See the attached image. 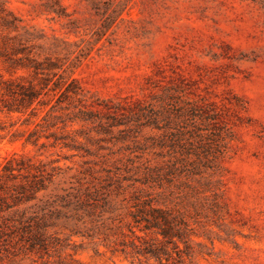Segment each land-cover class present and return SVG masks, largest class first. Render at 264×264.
Instances as JSON below:
<instances>
[{
	"label": "rangeland",
	"instance_id": "obj_1",
	"mask_svg": "<svg viewBox=\"0 0 264 264\" xmlns=\"http://www.w3.org/2000/svg\"><path fill=\"white\" fill-rule=\"evenodd\" d=\"M9 161L51 177L22 264H264V0H0Z\"/></svg>",
	"mask_w": 264,
	"mask_h": 264
},
{
	"label": "trees",
	"instance_id": "obj_2",
	"mask_svg": "<svg viewBox=\"0 0 264 264\" xmlns=\"http://www.w3.org/2000/svg\"><path fill=\"white\" fill-rule=\"evenodd\" d=\"M74 83L75 81L72 80L71 84ZM55 88L58 87L55 86ZM29 90L33 89L30 88ZM71 90L66 89V92ZM26 97L28 102H32L35 94L30 92ZM2 105V108L9 113L21 112V109L14 105H5L4 103ZM79 113L85 114L83 111ZM26 142L30 143V141ZM31 144H34V142H31ZM50 178L44 174L43 169L33 167L31 164L26 167H19V165L14 166L9 161L1 169L0 192L12 189L14 193L10 195L12 201H5L6 197L0 193V264H22L23 260L33 255L42 258L43 254L49 250L50 242L42 224V219L36 216L26 217L25 213H19L15 208L34 200L35 195L46 188V181H50ZM16 180L20 181L17 183ZM9 182H14V185L8 186ZM139 205L144 206V204L135 203L132 207L136 208V213H144L145 230L156 229L163 239L171 240L175 237L182 242H186L188 230L184 228L186 226L184 222L180 223L182 227L175 231L173 226L169 227L167 218L154 216L152 212L143 211L138 207ZM153 213L157 215L162 213L163 215L165 212L154 210ZM133 220L134 223H137L135 214ZM158 254L156 249L146 250L145 252L134 251V255L143 258L151 256L160 261ZM177 256H180V253Z\"/></svg>",
	"mask_w": 264,
	"mask_h": 264
}]
</instances>
